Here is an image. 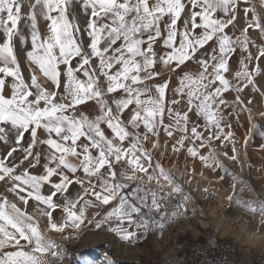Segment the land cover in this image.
Masks as SVG:
<instances>
[{
	"label": "snow or ice",
	"instance_id": "obj_1",
	"mask_svg": "<svg viewBox=\"0 0 264 264\" xmlns=\"http://www.w3.org/2000/svg\"><path fill=\"white\" fill-rule=\"evenodd\" d=\"M259 5L0 0V264L63 259L46 231L162 239L202 211L196 197H212L213 182L217 200L230 185L224 207L250 229L264 221V200L245 199L248 181L229 168L264 141ZM169 147L187 187L165 164Z\"/></svg>",
	"mask_w": 264,
	"mask_h": 264
},
{
	"label": "rangeland",
	"instance_id": "obj_2",
	"mask_svg": "<svg viewBox=\"0 0 264 264\" xmlns=\"http://www.w3.org/2000/svg\"><path fill=\"white\" fill-rule=\"evenodd\" d=\"M259 108H254L257 113L264 111V106H261V110ZM255 117L258 119V116ZM260 122L264 123V121ZM259 157L262 159L260 161L263 162L264 158L260 153H257V159ZM242 160H244L243 155ZM249 161L248 156V159L244 160L243 170L239 166L232 165L231 162H229V168L236 175L248 181L244 198L258 201L262 199L261 195L264 192V179L256 178L253 175L252 168L249 169L247 167ZM176 176L187 187V178L182 176L181 173L176 174ZM192 187L195 188V185ZM224 188L226 192H229L231 189L228 184H225ZM250 188L253 189L255 195L251 193ZM196 199L198 200V207L202 211H199L196 215L189 214L186 218L167 227L162 239H158L156 235L150 236L148 242L142 246L131 247L118 242V238L110 233L107 228L97 230L92 227H86L81 230H67L64 234L46 231L45 234L58 246L57 251L61 252L63 256V259L55 261L54 264H108L109 260L113 264H150L154 261L166 264L167 261L173 260L174 256L180 254L182 251L192 252L194 250L197 253V244H201L202 241L204 242L203 244L207 241L212 244L216 242L226 244L231 249L233 255L247 264H264V251L261 252L256 249L248 251L233 236L230 235L223 238L216 234L211 225L213 220H215L211 214V210L214 206L219 207V200H221L220 202L223 205L218 214L220 219L233 227L236 233L238 232V228L233 222L238 218L246 217V213H237L235 208L224 207L225 201L223 203L221 196L217 200L214 191L213 196L207 200L204 198L200 199L198 195ZM28 210L32 211L31 208ZM201 212L205 214V221L209 223L206 229L200 223V219L202 218L199 215ZM193 228L200 231L199 236L194 235ZM182 245L184 246L182 247Z\"/></svg>",
	"mask_w": 264,
	"mask_h": 264
},
{
	"label": "built area",
	"instance_id": "obj_3",
	"mask_svg": "<svg viewBox=\"0 0 264 264\" xmlns=\"http://www.w3.org/2000/svg\"><path fill=\"white\" fill-rule=\"evenodd\" d=\"M197 246V253L194 250L192 252L182 251L166 264H247L233 255L231 249L224 243L212 244L207 241L205 244H197Z\"/></svg>",
	"mask_w": 264,
	"mask_h": 264
},
{
	"label": "crops",
	"instance_id": "obj_4",
	"mask_svg": "<svg viewBox=\"0 0 264 264\" xmlns=\"http://www.w3.org/2000/svg\"><path fill=\"white\" fill-rule=\"evenodd\" d=\"M259 107L258 108L261 110V106H259ZM245 130H246V125H245L244 121L242 120L241 121V125L236 126L237 136L238 137H242L245 134ZM260 143H261V141H260V139H259V137L257 135L254 138L253 143L251 144V146L248 149V156H249V160H250L249 163H251L253 165V167H252L253 175L256 178L264 179V169H262V167H261L262 165H264V160H263V162L260 161V160H262L260 157H259L260 159L258 158L259 160L257 159V153L258 154L260 153V155L264 158V152H262V151L259 150ZM169 161H171V163H169ZM177 161H178L179 166H180L179 169H177L174 166ZM185 163H186L185 158L183 156L173 155L171 153V149L169 147L168 152H167V156H166V159H165L166 166L171 167L172 168V171L175 172L176 174H178V173H181V170L183 169ZM190 166L191 165L189 163V167ZM197 167H199L198 164H197ZM206 176H208V180L204 181V184H208L209 181H212L213 180V177L210 176V175H208V173H206ZM203 186L204 185L202 184L201 187H203ZM217 188H219V185H217V184H215L213 182L212 190L214 191V193H215V191H216ZM73 191H74V189H73ZM230 191H231V189L229 190V192ZM224 193H226V189L223 187V190L220 192V196L223 199V203L225 201L224 200ZM198 197L200 199L204 198L203 196H200V195H198ZM217 204H218V202H217ZM199 217L201 218V213H200Z\"/></svg>",
	"mask_w": 264,
	"mask_h": 264
},
{
	"label": "bare ground",
	"instance_id": "obj_5",
	"mask_svg": "<svg viewBox=\"0 0 264 264\" xmlns=\"http://www.w3.org/2000/svg\"><path fill=\"white\" fill-rule=\"evenodd\" d=\"M253 2L257 5V8H259L260 7V5H259V1L258 0H253ZM253 115H254V117L255 116H258V113L256 112V110L254 109L253 110ZM250 191H251V193L253 194V195H255V193H254V191H253V189L252 188H250ZM262 199L261 200H264V192H262ZM258 200V199H257ZM221 200H219L218 202H219V207H217V206H214V207H212V210H211V214L213 215V217H214V219L215 220H213V222H212V226H213V229H214V231L216 232V234H218L219 236H221V237H228V236H233V238H235L237 241H240L241 243H242V245L243 246H245L246 247V249L248 250V251H250L251 249L253 250V249H256V250H258V251H261V252H263L264 251V248H261V247H256V248H250V247H248V246H246L241 240H238L237 239V233L236 232H234L235 230H234V228L233 227H231L228 223H226L224 220H221L220 219V217H219V211H220V209H222L223 208V205H222V203L220 202ZM258 201H260V200H258ZM201 218L202 219H200V223H201V225H202V227L204 228V229H206L207 227H208V224L209 223H207L206 221H205V216H204V213L203 212H201ZM199 223V224H200ZM255 226L253 225V228H254ZM193 231H194V235H196V236H199V233H200V231L199 230H197V229H195V228H193ZM235 233V234H234Z\"/></svg>",
	"mask_w": 264,
	"mask_h": 264
},
{
	"label": "clouds",
	"instance_id": "obj_6",
	"mask_svg": "<svg viewBox=\"0 0 264 264\" xmlns=\"http://www.w3.org/2000/svg\"><path fill=\"white\" fill-rule=\"evenodd\" d=\"M237 228V239L241 240L250 248H264V221H257L254 228H249L248 222L244 218H238L233 222Z\"/></svg>",
	"mask_w": 264,
	"mask_h": 264
},
{
	"label": "trees",
	"instance_id": "obj_7",
	"mask_svg": "<svg viewBox=\"0 0 264 264\" xmlns=\"http://www.w3.org/2000/svg\"><path fill=\"white\" fill-rule=\"evenodd\" d=\"M204 242L202 241L201 242V244H203ZM184 245H182V247H183ZM150 264H161V262L160 261H154L153 263H150Z\"/></svg>",
	"mask_w": 264,
	"mask_h": 264
}]
</instances>
